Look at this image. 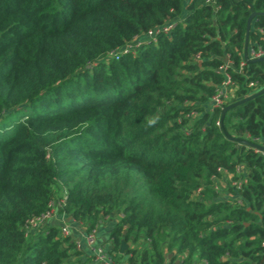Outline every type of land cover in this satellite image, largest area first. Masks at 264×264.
<instances>
[{
  "label": "trees",
  "instance_id": "16d2710c",
  "mask_svg": "<svg viewBox=\"0 0 264 264\" xmlns=\"http://www.w3.org/2000/svg\"><path fill=\"white\" fill-rule=\"evenodd\" d=\"M252 13L249 56L264 0H0V264L91 263L57 227L26 229L61 200L86 233L114 222L112 260L264 264V152L224 134L264 147V93L219 122L264 89ZM225 74L234 101L211 106Z\"/></svg>",
  "mask_w": 264,
  "mask_h": 264
},
{
  "label": "built area",
  "instance_id": "2783aa9c",
  "mask_svg": "<svg viewBox=\"0 0 264 264\" xmlns=\"http://www.w3.org/2000/svg\"><path fill=\"white\" fill-rule=\"evenodd\" d=\"M208 2V0H207ZM174 24H166L164 26H161L159 28L151 29L147 32L146 38L143 39H135L131 43L124 45L119 52L122 53H129L132 51V54L135 53L143 44L150 43L151 41H155L156 34L159 32H162L164 34H168L170 30L173 28ZM117 51H112L108 55L111 57H114L116 60L118 59V53ZM264 57V51L263 50H257V51H251L250 52V59H257ZM198 58V56H197ZM230 62L227 61V65H229ZM224 68H221L223 70ZM231 81L228 77V75H224V81L221 84L220 88L216 92V94L211 98L210 104L214 107H222L226 104H229L230 102L234 101V95L231 90L228 89V87L231 85ZM252 86V84H250ZM239 185V184H238ZM64 200H61L57 203H49L48 210L41 214L40 216H37L35 218L29 219L26 222V229L28 231L30 230H36L39 228H43L46 226L48 221L53 217L55 212L61 208L63 205ZM61 234L63 236L68 235L67 229L63 228L60 230ZM84 243L89 250L91 254V263L88 264H113L112 259L108 256L107 251L103 246H101L97 242L96 232L92 231L90 233H86L84 238ZM78 249V247H77Z\"/></svg>",
  "mask_w": 264,
  "mask_h": 264
},
{
  "label": "crops",
  "instance_id": "0c3cea01",
  "mask_svg": "<svg viewBox=\"0 0 264 264\" xmlns=\"http://www.w3.org/2000/svg\"><path fill=\"white\" fill-rule=\"evenodd\" d=\"M113 224L114 222L112 220H106L100 223L99 227H97L95 230L97 242L103 246L107 252L110 249L108 241L109 233L113 227ZM46 226H54L60 230L63 228L67 229V237H70V239L76 244V247H78L82 253L81 260L86 261L87 258H91V254L84 243L86 231L83 224L76 222L69 215L61 213L60 209H58L53 217L48 221ZM195 264L199 263L195 261Z\"/></svg>",
  "mask_w": 264,
  "mask_h": 264
},
{
  "label": "water",
  "instance_id": "95a60500",
  "mask_svg": "<svg viewBox=\"0 0 264 264\" xmlns=\"http://www.w3.org/2000/svg\"><path fill=\"white\" fill-rule=\"evenodd\" d=\"M256 16L255 13H252L248 19H247V22H246V34H245V40H244V48H243V58L246 62H262L264 61V57H261V58H257V59H250L249 58V55H248V36H249V31H250V27H251V22H252V19ZM264 93V89L253 94V95H250L244 99H241V100H237L225 107L222 108L221 110V115H220V118H219V122H220V127L222 128V130L224 131L223 129V119H224V115L226 114L227 111L237 107V106H240L242 104H244L245 102L259 96V95H262ZM224 134L225 136L232 140V141H236V142H239V143H242L244 145H247V146H250L254 149H256L257 151H260V152H264V147L260 146V145H257V144H253V143H249L247 141H241V140H237L235 138H231L225 131H224ZM127 247V245H125L124 242L121 243V247H120V250H119V253L120 254H123V251L124 249ZM177 264V263H176Z\"/></svg>",
  "mask_w": 264,
  "mask_h": 264
},
{
  "label": "rangeland",
  "instance_id": "374dc122",
  "mask_svg": "<svg viewBox=\"0 0 264 264\" xmlns=\"http://www.w3.org/2000/svg\"><path fill=\"white\" fill-rule=\"evenodd\" d=\"M237 172H238V174H242L243 172H242V168L240 169H238L237 170ZM221 180V179H220ZM219 180V181H220ZM224 181V180H223ZM220 183H222L221 181H220ZM225 184H226V182H225ZM223 186V183H222V185H221V187ZM125 245H127V247L124 249V251H123V253H125L126 251H127V249L128 248H130V249H135V250H139V249H141V248H143L144 246H146V242L143 240V236H140L139 237V239H138V241L135 243H133L131 240H128L126 243H125ZM128 256H126L125 258H123V259H120V260H116V259H114V260H112V263L113 264H127V262H126V258H127ZM173 255L172 254H167L166 255V259H167V264H170L171 262H172V260H173ZM88 260V259H87ZM178 264V262L176 261V262H174V264Z\"/></svg>",
  "mask_w": 264,
  "mask_h": 264
}]
</instances>
